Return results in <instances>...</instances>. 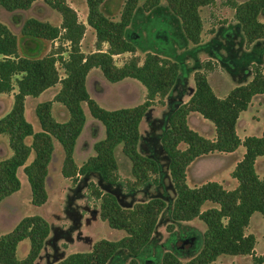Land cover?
Here are the masks:
<instances>
[{"label": "trees", "instance_id": "obj_1", "mask_svg": "<svg viewBox=\"0 0 264 264\" xmlns=\"http://www.w3.org/2000/svg\"><path fill=\"white\" fill-rule=\"evenodd\" d=\"M34 1L0 0V6L13 13L12 20L15 24H20V34L25 36V43L60 39L61 43L68 44V49L51 50L41 57L21 56L18 53L17 36L0 21V93H9L13 86L16 87L12 107L0 118V134L7 135L8 146L12 151L9 157L0 159V202L19 190L17 169L22 166L30 186L31 203L35 206L46 203V184L50 178L48 165L53 160L56 141L63 151L60 167L62 176L71 179L72 183L80 180L77 187L84 185L90 190L91 197L99 201L98 211L91 210V216H98L109 227L125 233L116 240H96L89 251L69 253L53 264H209L222 254L250 255L253 264H264V254L255 253V236L245 232L254 213L264 214V176L260 177L255 169L256 158L264 159V121L260 136H245L241 140L236 132L239 114L248 108L249 101L231 92L225 97L217 96L206 74L197 71L193 74L194 87L188 99L178 102V95L174 97L171 93L174 87L177 89L178 85L184 84L183 76L180 75L184 63L162 56L171 53L175 55L172 50L166 52L175 35L169 21L171 13L168 16L155 15L147 18L146 22H138V26L147 27L148 31L153 28L147 26L148 21L156 22L154 20L157 18L159 25H162L156 35L160 45L146 41L147 46L142 48L145 55L140 63L134 53L142 44L134 29L124 26L117 30V22L108 21L98 13L99 18L89 16L86 24L95 32L96 50L84 53L80 43L86 25L79 21L75 9L64 0H43L60 14L59 25L34 17L22 20L15 11L28 9ZM156 7L158 5L151 10H158ZM144 13L147 15L145 8L134 10L130 21L133 22ZM184 22L185 25L189 22L188 17ZM180 28L183 31L178 45L185 47L189 40L185 31L187 27L180 22ZM232 29L227 28L222 34L228 38L227 41L235 36ZM103 44H106V49L101 48ZM260 44L261 42H257L253 50L232 57L234 47L226 42L224 48L228 51L227 56L231 57L225 58L218 52L217 42H208L204 48L216 54L231 70L240 69L243 74H247L248 64L254 61L252 59L256 53L264 50V45ZM193 51L194 48L185 50L182 54ZM64 52L66 56L62 55ZM123 53L133 55L117 65L113 56ZM178 55L176 58L181 57V54ZM57 63L64 76H60ZM92 68H98L110 83L125 78L137 80L146 90L144 101L132 107L115 109L100 106L90 96L86 86L87 74ZM57 83L60 87L53 99L39 102L35 106L34 112L41 130L34 132L24 115L25 98L37 97ZM250 84L251 82L244 87L239 85L235 89H248L247 96L255 91H264V88L248 87ZM101 89L103 87L99 91ZM157 97L167 99V111L162 118H157L161 129L156 134L157 146L152 151L156 153L147 155L138 149L140 125ZM53 101L66 108V121L59 122L52 116ZM83 103L87 105L93 119L103 126L104 137L93 143L94 154L77 166L73 150L85 124ZM191 112L198 113L212 123L215 132L213 139L204 137L189 126L188 115ZM27 137H31L29 144L25 141ZM141 143L142 141L140 146ZM119 144L122 153L131 163L132 179L125 181L119 177L114 154L115 147ZM182 144L183 147L180 146ZM239 145L245 151L231 172V176L237 180L235 188L225 189L216 181H207L194 187L187 184L186 169L196 157L215 151L232 152ZM31 152L34 157L26 163ZM161 159L165 161L166 171L162 169ZM166 173L174 194L168 202L163 195H154L130 206L119 203L116 194L120 187L133 195L143 187L161 186L162 177ZM78 176H81L80 179ZM93 177L96 182L92 180ZM206 202L216 206L201 209ZM163 216H166L167 221L165 230L170 235L181 234L180 231L186 228L189 234L177 239L171 250L160 252L157 260L146 259L142 254L158 236L157 229ZM195 218L205 224L203 232H197L188 226L181 227V222ZM73 226L78 228L75 224L71 227ZM49 234V222L44 217L36 214L22 217L11 231L0 235V264H36L41 251L50 241ZM23 239L29 240V248L26 255L18 259L16 248ZM121 259L122 263H119Z\"/></svg>", "mask_w": 264, "mask_h": 264}, {"label": "rangeland", "instance_id": "obj_2", "mask_svg": "<svg viewBox=\"0 0 264 264\" xmlns=\"http://www.w3.org/2000/svg\"><path fill=\"white\" fill-rule=\"evenodd\" d=\"M64 1L75 9L79 21L85 24L89 16L99 18L97 17L98 13L99 15H103L108 21L117 22V26L115 27L117 30L120 27L126 26L129 29L137 31L142 46L137 48L134 55L137 56L140 63L145 55V51H143L142 48L147 46V44H145L146 41H152L153 43H157L158 46L160 45L158 42L159 38H157L156 35L159 31V26L161 27L162 25H159L160 23L157 22V18L154 20L156 22L148 21L147 26L153 27H150L151 30L148 31V29H146L147 27H143L142 25H139L140 28L137 25L138 22L145 21L147 18L155 15L159 16L161 14L167 15L171 13L172 17L169 18V21L171 29L172 31L174 30L175 35L172 36L171 43H169L166 52L169 53L172 50V52H175V55H171V53L167 54L168 56L164 54H162V56L170 58L171 60H179L184 63L180 72V75L183 76L184 84L183 86L178 85L177 89L174 87L173 93L171 94L174 97L178 95V102L186 101L194 87L193 74L197 71L204 72L210 86L217 96L225 97L231 92L249 101L247 110L241 112V117L237 126L238 135L243 138L246 134L255 135L262 130V121H264V91H255L247 96L248 89L236 90L235 88L239 85L244 87V85H247L249 82H251V84L248 85V87L264 88V50L262 53L258 52L259 54H255V58L252 59L254 61L247 66L249 72L243 74L240 69L231 70L216 56V54L204 48V45L208 42H210V44H216V42L219 43L218 52L224 56V58L230 56H227L228 51L224 48L226 42L227 45L230 44L234 47L232 57H234L235 54L236 56H239L244 51L247 52L253 50V47L257 42H261L260 45H264V0ZM157 5L158 7L156 8L159 9H155L157 10L156 12L154 9L151 10L152 7ZM138 8H145L147 15L144 13L143 16H138L133 22H131V14ZM15 13L20 15L22 20L28 17H34L39 20L50 22L53 25H59L61 22L60 14L46 5L43 0H35L28 9L16 10ZM12 14V12L7 11L0 6V21L8 25L9 29L17 34V43L21 55L41 57L49 53L51 50L58 51L68 49V44L61 43L60 39L53 41H36L37 46L34 49H27L25 36L20 34V24H15L13 22ZM186 16L188 17L189 22L185 25L184 21L187 18ZM180 22L183 26L187 27L185 31L187 32L189 40L185 47H179L178 45L179 38L182 36L181 34L183 31L180 28ZM163 23H165V21H163ZM88 28H90V31L83 35L80 43V48L84 53H90L96 49L94 30L91 27ZM227 28L235 29H232V32L235 33L234 38L229 39L228 41V38L226 39L222 36L224 30ZM105 46L106 45H102L101 48L104 49ZM193 48V52L186 55L182 54L183 51L192 50ZM178 54H181V57L176 58ZM62 55L66 56V52ZM132 55L133 54L131 53L119 54L114 56V62L117 65H121ZM57 68L60 76H63L64 73L59 63H57ZM87 87L92 97L96 98L98 103L106 109L135 106L144 101L146 93L144 86L132 78H125L116 83L106 81L98 68L92 69V71L89 72ZM101 87H103V89L99 91ZM55 91H57V87L48 89L44 93L47 95V98L50 99L53 97ZM27 98L28 99L25 102V116L32 124L33 129L39 131L40 124L35 115L34 108L35 104L42 101V99L40 96H28ZM166 100L167 99L165 98L162 99L157 97L153 106L147 110V113L141 122L140 142L142 141V143L140 146L139 142L138 149L147 155L156 153V151L154 153L152 151L157 146L155 143L156 134H159L161 129L159 128L160 123L157 118H162L163 113L167 111L165 104L167 102ZM12 103V95L8 99L5 93L0 94V116L6 114L10 110ZM83 107L88 111L85 104ZM53 113L58 120H65L67 118L66 115L68 116L65 107L57 102L54 105ZM188 124L193 130L198 131L204 137H214V127L212 123L204 119L201 115L193 113L188 119ZM101 128V124L94 120L88 112L86 127L78 137L77 152L75 155V160L78 165L88 158V156L93 154L92 144L104 136V130L102 132ZM29 141L30 139L26 138V142ZM158 144L161 148L159 141ZM180 146L183 147V144ZM241 148L244 150L243 146H241ZM11 152L12 151L8 146L7 135L0 134V158L7 157ZM237 152L231 155L232 158H223L222 162L218 165H213L217 160H213L211 157L202 159V164L200 163L201 165L199 164L200 161L190 165L187 169L188 184L196 186V184L207 181L210 175L208 173L206 174V169L208 167H205V165L210 164L213 165L209 167L212 172H217L218 176L226 177L229 170L232 168V163L234 161L233 157ZM114 153L118 162V174L120 179L123 181L132 179L131 163L122 153L120 144L115 147ZM164 155L165 154L163 153V156ZM32 158L33 153L28 157L27 162ZM62 158V148L60 144L55 141L54 157L48 165V176L50 178L47 180L46 184L48 193L46 203L41 206H35L31 203L30 186L22 168H19L17 171V175L21 181V187L0 202V235L11 231L15 224L24 216L36 214L44 217L49 222L50 241L46 243L43 251H41V256L37 259L36 264H53L69 253L89 251L92 243L96 240L102 238L116 240L120 238V235L124 234L121 230L109 227L106 221L101 220L98 216H91V210L98 211L99 201L91 197L90 190L87 187L81 185L79 188L76 187V189H74L72 181H67L66 178L62 176L60 172ZM160 161L163 163V171H166L164 166L165 161L162 159ZM202 165L203 170L200 168ZM256 169L258 175L263 177L264 159L262 157L258 159ZM196 170L202 171V175L197 178L194 177ZM94 180L97 181L96 179ZM225 186L229 188L232 185L230 182H227ZM117 191L118 193L116 194V197L122 206H130L134 202L144 201L154 195H163L167 202L174 196L172 185L167 173L162 177L161 186L151 185L146 188L143 187L133 195H129V193L121 187ZM208 203L210 204L211 202ZM91 217L93 219H90ZM192 223L193 225L188 227L194 228L197 232H201L205 229V224L197 218H195ZM72 224H75L78 228H74V226L71 227ZM166 224V216H163L158 225V236H156L153 243L146 247L142 254L146 259H151L153 261L157 260L160 252L166 249L171 250L177 239L187 235V233L189 234V231H187L186 228L180 231L181 234L179 233L172 236L165 230ZM247 230V232L252 233L256 238L254 248L256 253L264 254V214L259 212L254 213L250 218ZM28 248V239L20 241L16 250L17 258L22 259L26 255ZM119 261V263H122V259ZM216 264L253 263L248 255L222 254L218 257Z\"/></svg>", "mask_w": 264, "mask_h": 264}, {"label": "crops", "instance_id": "obj_3", "mask_svg": "<svg viewBox=\"0 0 264 264\" xmlns=\"http://www.w3.org/2000/svg\"><path fill=\"white\" fill-rule=\"evenodd\" d=\"M50 23V22H49ZM6 25V24H5ZM86 25V24H85ZM8 26V25H7ZM88 27H90V26H86V29H85V33H87L88 31H90L89 29L90 28H88ZM9 28V27H8ZM93 29V28H92ZM13 32V31H12ZM16 36H17V34L15 33V32H13ZM84 33V34H85ZM94 34H95V32H94ZM25 40H26V38H25ZM33 42H28V43H26V46H27V49L29 48H35L36 46H37V42L36 41H41V40H32ZM17 42H18V38H17ZM17 45H18V43H17ZM103 45H106V44H103ZM104 49H106V46H105V48ZM96 50V49H95ZM95 50H93V51H95ZM93 51H91V52H93ZM18 53H19V55H21L20 54V52H19V48H18ZM119 55V54H118ZM21 56H25V55H21ZM114 56H117V55H114ZM114 56H113V58H114ZM29 57V56H28ZM92 69H97V68H92ZM92 69L90 70V71H92ZM89 71V72H90ZM89 74V73H88ZM88 74H87V78H88ZM63 76H64V74H63ZM87 78H86V86H87ZM106 80V79H105ZM104 81V80H103ZM107 81V80H106ZM122 81V80H121ZM120 82V81H119ZM54 87H57V91H58V89H59V87H60V84L59 83H57V84H55L54 86H52V87H49V88H47V89H45L43 92H41L37 97H39L40 96V98L42 99V101H39V102H43V101H46V100H52L53 99V97L52 98H47V95H45V91L46 90H48V89H52V88H54ZM87 90H88V87H87ZM16 91V87L15 86H13V89L9 92V93H5L6 95H7V98L9 99L10 98V96L12 95L13 96V94H14V92ZM57 91H55L54 92V95L56 94V92ZM88 92H89V90H88ZM0 94H2V93H0ZM89 94H90V92H89ZM216 94V93H215ZM53 95V96H54ZM90 96L92 97V95L90 94ZM28 97V96H27ZM25 98V102H26V100L28 99V98ZM93 98V97H92ZM94 100H96V102L98 103V100L96 99V98H93ZM39 102H37V103H39ZM36 103V104H37ZM57 103H59V102H57ZM36 104H35V106H36ZM56 104V101H53L52 102V106H51V114H52V116L54 117V119L55 120H57V121H59V122H63V121H66L67 119H68V116L66 115V119L65 120H58L56 117H55V115H54V113H53V109H54V105ZM61 104V103H60ZM85 103H83L82 104V108H83V111H84V114H85V124H84V127H83V129L86 127V121H87V117H88V112H89V110L87 111L84 107H83V105H84ZM99 104V103H98ZM86 105V104H85ZM100 105V104H99ZM101 106V105H100ZM86 107H87V105H86ZM35 109V108H34ZM66 109V108H65ZM88 109V108H87ZM247 110V109H246ZM245 110V111H246ZM66 112H67V110H66ZM243 112V111H242ZM193 113H195V114H198V113H196V112H191L189 115H188V119H189V117L191 116V115H193ZM67 114H68V112H67ZM5 115V114H4ZM4 115H2V116H4ZM24 115H25V105H24ZM89 115H90V113H89ZM199 115V114H198ZM2 116H0V118L2 117ZM91 116V115H90ZM92 117V116H91ZM240 117H241V113L239 114V117H238V120H237V123H236V132H237V126H238V122H239V119H240ZM25 118H26V116H25ZM93 118V117H92ZM26 120L28 121V119L26 118ZM38 120V119H37ZM95 120V119H94ZM29 122V121H28ZM39 122V121H38ZM98 122V121H97ZM99 123V122H98ZM262 123H263V121H262ZM100 124V123H99ZM32 125V124H31ZM102 126V125H101ZM32 128H33V126H32ZM82 129V130H83ZM102 132H103V130H104V128H103V126H102ZM262 129H263V126H262ZM40 130H41V127H40ZM39 130V131H40ZM33 131L34 132H37V131H35L34 129H33ZM82 132V131H81ZM198 132V131H197ZM199 133V132H198ZM261 133H262V130H260L258 133H256L255 134V136H260L261 135ZM81 134V133H80ZM199 134H201V133H199ZM237 134H238V132H237ZM202 135V134H201ZM80 136V135H79ZM214 136H215V132H214ZM239 136V135H238ZM246 136H250V134H246ZM104 137V136H103ZM103 137H101V138H103ZM245 137V136H244ZM243 137V138H244ZM27 138H29L30 139V141L29 142H26L27 144H29L30 142H31V137H27ZM100 138V139H101ZM207 138V137H206ZM214 137H212V138H209V139H213ZM239 138L242 140L243 138H241L240 136H239ZM99 140V139H98ZM25 141H26V139H25ZM77 145H78V138H77V140H76V144H75V146H74V150H73V158H74V161H75V163H76V165L77 166H80V165H78L77 164V162H76V160H75V155H76V152H77ZM93 145V144H92ZM241 146L242 145H239L234 151H232V152H228V153H224V152H210V153H207V154H203V155H200V156H198V157H196L188 166H187V169H188V167L190 166V165H192V164H194L195 162H199V164L201 163V161H202V159H206V158H212L213 160H217L213 165H218V164H220L221 162H222V160H223V158H225V157H231L232 158V154L233 153H236L237 151V154H235V156L233 157V163H232V168L229 170V173H228V179H227V176L226 177H221V176H218V174H217V172H212L211 171V168L209 169V167H211V166H213L212 164H210V165H205V167H208L206 170H207V172H206V174L208 173L210 176H209V179L207 180V181H216V182H218V183H220L225 189H228V190H230V189H233V188H235L236 187V185H237V180L235 179V178H233L232 176H231V172H232V170H233V168H234V166H235V164L242 158V156H243V154H244V151H245V149L243 150L242 148H241ZM31 153H33V152H31ZM31 153L29 154V156L31 155ZM11 154H12V152H11ZM11 154H9L7 157H9ZM93 154H94V151H93ZM93 154H91V155H93ZM115 154V153H114ZM90 155V156H91ZM28 156V157H29ZM33 157H34V153H33ZM89 157V156H88ZM205 157V158H204ZM4 158H6V157H4ZM4 158H0V159H4ZM116 158V157H115ZM28 159V158H27ZM33 159V158H32ZM31 159V160H32ZM258 159H260V157H257L256 158V160H255V169H256V164H257V162H258ZM30 160V161H31ZM209 160V159H208ZM29 161V162H30ZM29 162H27L26 161V163H29ZM197 162V163H198ZM118 163V162H117ZM202 164V163H201ZM200 164V165H201ZM202 167H203V165L200 167L201 168V170H203L202 169ZM19 168H22V170H23V167L21 166V167H19ZM19 168L17 169V171L19 170ZM187 169H186V182H187V184H188V181H187V178H188V176H187ZM201 170H199V171H197L196 170V172H195V175H194V177L195 178H197L198 176H201L202 175V171ZM256 172H257V169H256ZM205 174V175H206ZM230 175V176H229ZM18 176V175H17ZM80 177L81 176H78V178L80 179ZM19 178V177H18ZM65 178V177H64ZM94 179H96L95 177H93L92 178V180L94 181V182H96ZM212 179V180H211ZM20 180V179H19ZM66 180L67 181H69V180H71V179H69V178H66ZM207 181H205V182H207ZM80 182V180H78L76 183H73V188L75 189L77 186H78V183ZM205 182H201L200 184H196V186H198V185H201L202 183H205ZM231 183V187H226L225 185H226V183ZM189 185V184H188ZM190 187H194V185L193 186H191V185H189ZM20 187H21V181H20ZM72 187V186H71ZM70 187V188H71ZM48 199V198H47ZM216 205L215 204H209L208 202H206V203H204L203 205H202V207H201V209H206V208H209V207H215ZM194 219H192V220H190V221H186V222H181V227L182 226H192L193 225V223H192V221H193ZM248 226H247V228H246V233H249V232H247L248 230ZM116 230H118V229H116ZM122 231V230H121ZM204 231V229L201 231V232H203ZM124 232V231H123ZM200 232V233H201ZM159 233H161V232H159ZM125 234V233H124ZM124 234L123 235H120V238L122 237V236H124ZM256 239V238H255ZM19 244V243H18ZM256 244V243H255ZM18 246V245H17ZM162 246V245H161ZM16 250H17V248H16ZM255 253H256V251H255ZM257 254V253H256ZM249 257H250V255H248ZM219 257V256H218ZM218 257H217V259H218ZM251 258V257H250ZM217 259L215 260V261H213V262H211V263H209V264H216V262H217Z\"/></svg>", "mask_w": 264, "mask_h": 264}]
</instances>
